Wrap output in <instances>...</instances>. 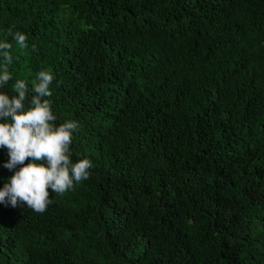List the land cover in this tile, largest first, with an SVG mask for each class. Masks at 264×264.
I'll list each match as a JSON object with an SVG mask.
<instances>
[{"label": "trees", "instance_id": "obj_1", "mask_svg": "<svg viewBox=\"0 0 264 264\" xmlns=\"http://www.w3.org/2000/svg\"><path fill=\"white\" fill-rule=\"evenodd\" d=\"M5 38L0 91L50 72L93 167L44 213L0 203V264H264V0H0Z\"/></svg>", "mask_w": 264, "mask_h": 264}, {"label": "clouds", "instance_id": "obj_2", "mask_svg": "<svg viewBox=\"0 0 264 264\" xmlns=\"http://www.w3.org/2000/svg\"><path fill=\"white\" fill-rule=\"evenodd\" d=\"M20 48H27V37L8 29ZM13 44L7 38L0 41V57L5 62L0 74V89H5L12 75L7 65L12 63L10 50ZM35 48V45H33ZM53 75L40 71L29 89L24 80H17L12 93L0 91V148H7L10 159L4 164L8 170L17 168L9 181L0 189V203L12 207L26 205L37 213H44L52 202L49 189L64 194L79 183L89 179L93 167L87 159H71L70 145L79 125L66 121L57 125V117L48 97ZM31 163H25L28 160Z\"/></svg>", "mask_w": 264, "mask_h": 264}]
</instances>
